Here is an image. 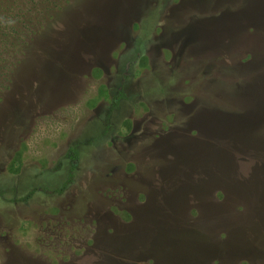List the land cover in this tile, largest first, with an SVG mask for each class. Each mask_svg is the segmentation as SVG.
I'll list each match as a JSON object with an SVG mask.
<instances>
[{
  "label": "rangeland",
  "instance_id": "rangeland-1",
  "mask_svg": "<svg viewBox=\"0 0 264 264\" xmlns=\"http://www.w3.org/2000/svg\"><path fill=\"white\" fill-rule=\"evenodd\" d=\"M0 190V264H264V0H0Z\"/></svg>",
  "mask_w": 264,
  "mask_h": 264
},
{
  "label": "trees",
  "instance_id": "trees-1",
  "mask_svg": "<svg viewBox=\"0 0 264 264\" xmlns=\"http://www.w3.org/2000/svg\"><path fill=\"white\" fill-rule=\"evenodd\" d=\"M126 91L124 87H121L120 90H118V92L116 93V95L113 98L112 101V106L109 110L108 113V117L110 118V116L112 115V113L114 111H116L117 109H119L121 103L126 100ZM67 158L70 160V172H69V177H68V181L66 182L65 186H68L69 184H71L74 180V176H75V172L78 169L79 166V162H80V149L79 146H73L68 150L67 153ZM57 192L62 193L63 189H59L57 190ZM35 194V191L29 193L26 197H23L21 199H19L18 201L20 202H26L28 201L33 195ZM6 195V191L0 190V198L5 197Z\"/></svg>",
  "mask_w": 264,
  "mask_h": 264
}]
</instances>
